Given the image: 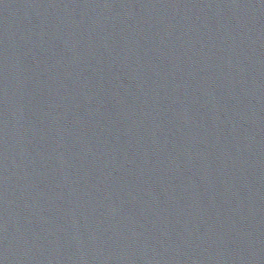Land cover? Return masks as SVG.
<instances>
[{
    "label": "water",
    "instance_id": "1",
    "mask_svg": "<svg viewBox=\"0 0 264 264\" xmlns=\"http://www.w3.org/2000/svg\"><path fill=\"white\" fill-rule=\"evenodd\" d=\"M0 264H264V0H0Z\"/></svg>",
    "mask_w": 264,
    "mask_h": 264
}]
</instances>
